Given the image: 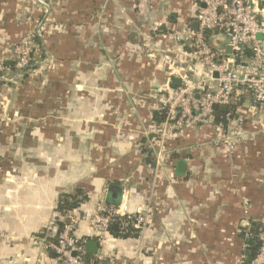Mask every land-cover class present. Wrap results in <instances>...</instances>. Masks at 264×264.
<instances>
[{"label":"crops","instance_id":"obj_1","mask_svg":"<svg viewBox=\"0 0 264 264\" xmlns=\"http://www.w3.org/2000/svg\"><path fill=\"white\" fill-rule=\"evenodd\" d=\"M44 1L53 9L45 43L51 67L0 84V102L13 108L7 115L0 107V264H57L38 233L54 224L59 196L77 192L87 199L64 221L84 246L97 242V254L86 252L97 264L110 257L115 264H238L248 256L245 223L264 217V109L239 128L230 153L212 144L220 137L214 128L198 127L170 135L158 154L145 135L171 78L128 52L178 25L192 27L194 0ZM39 14L34 0H0V63L14 62V45ZM257 14L264 20V1ZM151 181L148 226L134 238L106 232L99 239L91 225L97 206L132 213L146 204Z\"/></svg>","mask_w":264,"mask_h":264},{"label":"built area","instance_id":"obj_2","mask_svg":"<svg viewBox=\"0 0 264 264\" xmlns=\"http://www.w3.org/2000/svg\"><path fill=\"white\" fill-rule=\"evenodd\" d=\"M34 1L46 9L41 0ZM263 1L194 0L192 20L197 30L191 25H178L159 34V38L154 35L129 47V53L156 62L171 82L179 80L178 86L168 88L160 109L162 120L153 123L145 135L146 141L149 139L153 147H158V154L170 135L198 127L214 128L220 137L212 144L223 146L230 153L241 134L239 128L264 109V20L257 14V5ZM44 12L46 14L47 9ZM37 38L40 35L36 30L23 36L14 46L15 77L32 66L33 42ZM157 39L165 43V47H161ZM0 81L9 80L1 76ZM213 106L225 109L218 120ZM151 214L150 201L132 213L125 205L107 211L97 206L91 225L101 239L111 218L126 217L140 232L148 226ZM254 223L258 225L254 237L259 247L250 264H264V217L246 223L243 240L252 237ZM56 229L52 224L39 241L54 252L57 264L99 262L100 259L87 258L84 243L72 237L70 224H65L59 234ZM53 238L55 242L48 241ZM107 264H115L114 259L108 258Z\"/></svg>","mask_w":264,"mask_h":264},{"label":"trees","instance_id":"obj_3","mask_svg":"<svg viewBox=\"0 0 264 264\" xmlns=\"http://www.w3.org/2000/svg\"><path fill=\"white\" fill-rule=\"evenodd\" d=\"M1 66H3V69L0 70V77L7 73V71L14 70V62L12 61H5L3 63H0ZM34 70V69H33ZM2 81H0V84ZM174 87L173 84L171 85V88ZM225 111L224 108H217L215 109V115L217 117L221 116L223 112ZM163 113L156 112L153 114V121L154 122H160L162 120ZM149 162V161H147ZM151 162H149L150 165ZM86 196L82 192H77L75 195H68V194H61L58 198L57 205H56V212H57V218L54 220V224L56 225V233L59 234L61 232L62 228L65 225L64 219L68 215L69 212L72 210L77 209L80 204L86 201ZM257 224H252L251 228V234L252 237L246 239L244 241L245 249L248 252V256L243 257L242 264H250L252 259L255 257L259 244L254 237L257 233ZM46 233V230L43 229L38 233V237H43ZM107 233L114 237V238H129V237H137L138 230L132 227V221L128 220L126 217H113L111 218V222L108 226ZM56 238L48 239L49 242H55ZM49 250V249H48ZM52 252V251H50ZM54 257L56 255L54 252H52ZM87 258H89V255L86 254Z\"/></svg>","mask_w":264,"mask_h":264},{"label":"rangeland","instance_id":"obj_4","mask_svg":"<svg viewBox=\"0 0 264 264\" xmlns=\"http://www.w3.org/2000/svg\"><path fill=\"white\" fill-rule=\"evenodd\" d=\"M42 2L46 5L47 12L45 14L44 10H46V9H44V7H42L39 4H37L39 6L40 14H39V17L36 20H34V22H33L32 32L31 31L28 32V33H32L33 34V31H36L37 30L39 32V35H40V38H37V40L34 39V42H33V44H34V46H33L34 51H33V48H32L33 64H32L31 67H28L27 69H25V71L23 72V74L21 76H19V77H17V76L15 77V74H16L15 69H14V74L12 76H5V75H3L2 77H4L5 79H8L9 80L7 82L2 81L3 82L2 83L3 85H4V83L13 84V85L18 84L20 81L24 80L26 78V76L33 69L36 70L37 72H46L51 67V65H50L51 64V60H50V62H48V59L47 58L45 60V57H48V54L46 52V47H45L46 45H45V43H46V35L48 33V29H47V27H48V21H49L48 15L49 14H52L53 9H52L51 3L47 2V1H44V0ZM28 33H26V34H28ZM25 35H21L19 37V40L23 36H25ZM13 51H14V48H13ZM33 52H34V54H33ZM37 52H39V53H37ZM8 88H9V86H7V89ZM2 90H3V88L0 86V94L2 93ZM0 107L6 109V114L8 115L9 110L11 108V105L8 104V103L6 104V100L5 99H3V100L1 99ZM0 128H3V122H1V121H0ZM7 128H14V127L11 126V125H8ZM138 143H139V147L140 148H146V147H144L145 144L142 145L143 144V141H140ZM152 150L153 151H157L158 150V147L155 146V147L152 148ZM152 190H153V182L151 181L146 186L145 195H146V198H147V202L148 201L151 202L152 214H153V211H154L155 206H154L153 195L151 193ZM147 202H146V204H147ZM152 214H151V216H152ZM149 220H150V218L148 219V224H149ZM2 237H4V234H3Z\"/></svg>","mask_w":264,"mask_h":264},{"label":"water","instance_id":"obj_5","mask_svg":"<svg viewBox=\"0 0 264 264\" xmlns=\"http://www.w3.org/2000/svg\"><path fill=\"white\" fill-rule=\"evenodd\" d=\"M192 28L194 30H197V25L194 24L192 26ZM173 86H178L179 85V80L178 79H174L173 82H172ZM165 98L163 97V100ZM216 107L213 106V109H215ZM185 172V162L183 161H180L176 164V168H175V174L178 175V176H181L183 175ZM70 219L67 218L66 221H65V224L69 225L70 224ZM245 223V222H244ZM246 225V223H245ZM97 242L94 241V240H89L85 243V251L89 254H97ZM247 256V255H246Z\"/></svg>","mask_w":264,"mask_h":264}]
</instances>
